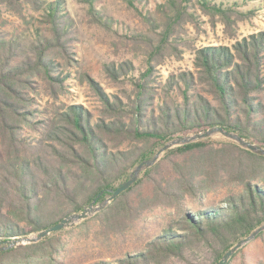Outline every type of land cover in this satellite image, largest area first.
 <instances>
[{"label":"trees","instance_id":"trees-1","mask_svg":"<svg viewBox=\"0 0 264 264\" xmlns=\"http://www.w3.org/2000/svg\"><path fill=\"white\" fill-rule=\"evenodd\" d=\"M80 1L112 29L113 20L95 7L98 0ZM198 11L229 28L232 16L246 17L236 2L157 5L146 20L158 44L154 37L120 34L127 42L142 40L145 65L106 66L118 93L82 77L101 104L95 115L62 99L79 65L67 1L0 0L1 241L43 231L95 199L102 203L174 138L222 127L264 147V33L231 46L197 47L186 26L199 27ZM179 45L193 53L194 69L163 78L158 67L168 52L181 53ZM262 224L264 156L209 137L165 152L132 187L74 228L0 251V264H64L63 233L98 245L87 264H217Z\"/></svg>","mask_w":264,"mask_h":264},{"label":"rangeland","instance_id":"rangeland-1","mask_svg":"<svg viewBox=\"0 0 264 264\" xmlns=\"http://www.w3.org/2000/svg\"><path fill=\"white\" fill-rule=\"evenodd\" d=\"M66 1L78 31L75 51L79 65L74 67L72 71L73 79L69 82L70 93L64 95L62 99L67 104L83 105L97 115L101 104L89 83L86 79L83 80L82 77L90 76L108 94L118 93L120 88L117 83L109 78L106 66L114 63L118 65L126 61H131L138 69L145 65V58L142 55L145 45L141 42L142 40H137L140 44L127 42V40L122 39L120 34L126 35L134 32L142 36L154 37L158 44L159 38L155 37L146 17L148 13L154 14L157 5L166 0H135L134 4L131 0H98L95 7L105 19L113 20L112 29L108 26H102L98 22L97 16L94 15L95 13L92 12L88 4L80 0ZM214 2L225 6L233 5L236 2L239 4V8L245 12L246 17L239 19L232 16L235 19L233 21L235 25L229 28L218 16L215 20L216 24L213 25L210 15L198 11L200 16L199 27L197 28L191 23L186 26L188 36L196 40L195 46H231L236 41L251 35L264 33V0H214ZM248 11L255 13L250 15ZM136 45H140V48L136 49ZM179 46L181 50L179 55L171 52L164 55L163 64L158 67V73L163 78L168 77L171 73L194 69L193 53L187 49V46ZM46 101L47 98L44 102ZM161 219L164 222L165 219L163 217ZM136 231L138 236L144 235L139 228ZM147 231L149 233L150 229ZM38 233L34 232L22 238L36 237ZM61 236L64 242V251L60 253L59 257L64 264H87L100 251L96 243L84 242L75 234L63 233ZM129 237L132 241L136 239V235L133 234H130ZM257 237L243 246L240 249L241 251L239 250L240 252L238 251L239 253L231 264H242L243 261L248 264L261 261L264 264V236L263 238ZM25 243L21 245H26ZM4 264L11 263L8 260ZM46 264H49V262H46Z\"/></svg>","mask_w":264,"mask_h":264},{"label":"water","instance_id":"water-1","mask_svg":"<svg viewBox=\"0 0 264 264\" xmlns=\"http://www.w3.org/2000/svg\"><path fill=\"white\" fill-rule=\"evenodd\" d=\"M209 137H224L229 140H232L238 143L242 148L252 151L256 154L264 156V147L254 144L238 134L230 131L224 130L222 127H213L211 129L205 130L203 132L184 135L177 138H174L168 141L157 153L156 155L148 160L142 161L139 165H137L132 172L130 173L129 178L124 181L116 190L111 192V195L104 200L102 203H97V199L91 202L88 206H86L81 212L73 213L68 215L57 224L46 228L43 231H40L36 237L22 238L18 237L12 240L1 241L0 240V251L7 250L18 245L24 244H32L37 243L40 240L51 236L59 231L69 229L74 227L75 225L83 222L87 218L94 216L95 214L101 212L109 203H111L114 199L119 197L124 191L132 187L138 179L141 177L142 173L155 165L159 159L170 149L175 147H179L182 145L190 144L196 141H200ZM264 231V224L255 229L251 234L244 237L240 241H238L233 247H231L219 260L217 264H228L231 258L235 253H237L243 246L254 240L261 232Z\"/></svg>","mask_w":264,"mask_h":264}]
</instances>
